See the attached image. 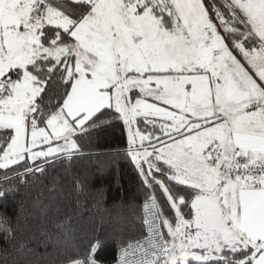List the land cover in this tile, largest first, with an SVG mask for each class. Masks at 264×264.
Returning <instances> with one entry per match:
<instances>
[{"label": "snow or ice", "instance_id": "1", "mask_svg": "<svg viewBox=\"0 0 264 264\" xmlns=\"http://www.w3.org/2000/svg\"><path fill=\"white\" fill-rule=\"evenodd\" d=\"M111 120L146 195L116 264H264V0H0L5 179ZM101 246L61 264H100Z\"/></svg>", "mask_w": 264, "mask_h": 264}, {"label": "trees", "instance_id": "2", "mask_svg": "<svg viewBox=\"0 0 264 264\" xmlns=\"http://www.w3.org/2000/svg\"><path fill=\"white\" fill-rule=\"evenodd\" d=\"M78 143L73 157L23 182L0 170V190L10 189L0 197V222L7 218L14 230V239L0 231V264H61L93 238L102 245L96 258L112 263L117 241L145 234V188L126 155L122 122L89 129Z\"/></svg>", "mask_w": 264, "mask_h": 264}, {"label": "built area", "instance_id": "3", "mask_svg": "<svg viewBox=\"0 0 264 264\" xmlns=\"http://www.w3.org/2000/svg\"><path fill=\"white\" fill-rule=\"evenodd\" d=\"M144 225H145V224H144ZM146 230H147V229H146V225H145V234H146ZM145 234H144V235H145ZM144 235H143V236H144ZM143 236H141V237H139V238H142ZM137 239H138V238H137ZM135 240H136V239H135ZM133 241H134V240H133ZM118 255H119V250H118V253H117V257H116V259L118 258ZM100 264H116V260H115L114 262H112V263H100Z\"/></svg>", "mask_w": 264, "mask_h": 264}]
</instances>
